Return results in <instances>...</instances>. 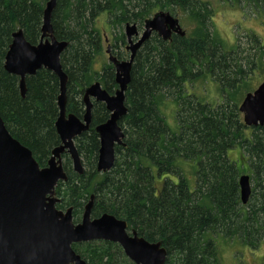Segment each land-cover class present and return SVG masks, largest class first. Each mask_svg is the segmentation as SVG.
Listing matches in <instances>:
<instances>
[{
  "label": "trees",
  "instance_id": "obj_1",
  "mask_svg": "<svg viewBox=\"0 0 264 264\" xmlns=\"http://www.w3.org/2000/svg\"><path fill=\"white\" fill-rule=\"evenodd\" d=\"M46 1L0 0V113L42 167L62 143L56 127L59 77L47 68L38 70L27 76L23 96L20 77L4 65L15 31L23 29L32 44L40 42ZM224 1L248 5L264 22V0ZM159 11L186 15L187 34L164 40L154 32L138 51L126 91L128 111L119 121L124 144L116 146L115 165L107 172L97 169V127L110 112L105 103L94 101L90 128L75 139L84 172L77 173L70 155L62 154L68 180L57 185V207L72 206L77 223L94 194L93 217L112 213L147 240L162 241L168 250L165 264H223L222 241L241 240L254 250L264 242V125L247 126L239 109L259 86L253 74L264 72L260 36L248 32L246 47L228 46L212 28L216 10L205 0H58L52 24L56 37L69 41L61 55L68 74L67 114L83 117V94L94 82L111 93L118 88L112 63L94 69L103 38L90 22L102 13L113 26L130 22L142 28ZM117 42L126 44L124 33L115 35L112 46L121 57L125 52ZM197 82L216 83L220 100L207 99L205 83L197 92ZM170 97L177 128L163 113ZM236 147L233 160L230 151ZM243 174L253 183L247 204L240 194ZM73 248L88 264H135L116 242L92 240Z\"/></svg>",
  "mask_w": 264,
  "mask_h": 264
},
{
  "label": "water",
  "instance_id": "obj_2",
  "mask_svg": "<svg viewBox=\"0 0 264 264\" xmlns=\"http://www.w3.org/2000/svg\"><path fill=\"white\" fill-rule=\"evenodd\" d=\"M58 0H47L43 11L42 36L38 44L30 43L23 29L13 33V40L5 58V69L20 77V89L26 93V78L38 70L47 68L60 80L58 104L60 114L56 121L62 143L52 151L48 165L41 167L30 148L9 132L0 113V264H88L75 251L74 243L106 240L120 244L135 264H165L168 250L162 241H149L138 231L129 230L128 221L105 212L93 217L95 195L86 204L80 222H74L73 207L59 209L57 185L67 181L62 154L67 152L74 170L83 174L84 165L75 139L90 128L93 101H101L110 111V118L97 127L100 149L97 169L110 171L116 161V145L123 143L125 132L119 121L127 114L126 90L132 79V69L138 51L153 35L158 33L164 40L173 34L185 36L179 17L169 11H159L148 18L140 34L137 23L125 27L129 59L121 60L107 49L109 61L116 68L119 84L111 94L99 81L86 87L83 101L86 113L81 118L67 114L68 74L64 70L61 55L68 41L59 40L52 24ZM135 37H138L135 40ZM247 126L264 125V81L245 96L239 107ZM241 199L250 200L252 182L249 174L239 179Z\"/></svg>",
  "mask_w": 264,
  "mask_h": 264
},
{
  "label": "rangeland",
  "instance_id": "obj_3",
  "mask_svg": "<svg viewBox=\"0 0 264 264\" xmlns=\"http://www.w3.org/2000/svg\"><path fill=\"white\" fill-rule=\"evenodd\" d=\"M205 1L209 2L211 8L216 10V14L213 18L212 28L220 35V37L224 38V41L228 44V46L234 47L235 45H238V43H241L246 47V45L248 44L247 43L248 32L255 33L256 35L260 36L261 40H264V22H261L259 18H256L254 11L248 5L242 8L240 5H232L227 1L225 2L224 0H205ZM178 16L180 17L181 26L186 31L189 30L190 24L188 23V19L186 15L181 16L180 14ZM111 22L112 20H110V18H108L107 15L105 14L102 15V13L99 14L97 18H95L90 22L94 26V28L100 30V32L102 33L101 36L103 38L102 41L103 53L98 57L97 63L94 68L96 71H102V65L104 63H110L109 55L106 52V50L110 48L112 52V46L113 44H115V35L121 32L122 34L124 33L126 36L125 23L122 25V27H117V26H113ZM143 29L144 26L141 28V32L143 31ZM117 44L120 47V50L127 52V54H129L130 51L128 52L126 49V45L128 44L127 36H126V44H122V42H117ZM247 54L248 53L244 54V56H246ZM263 80H264V72L253 74V81H255V86L260 85L261 82H263ZM204 83L205 82L196 83L195 88L196 89L199 88L197 92H199L201 88L204 89L205 85L207 84L205 83L204 85ZM217 86L218 85L216 83L208 82L206 86V88H209V91L207 92L208 100L210 101L211 99H216L218 101L220 100L221 93L219 94V91L217 90ZM254 89H256V87H254ZM172 99L173 98L170 97L165 102V105L163 106V110H164L163 113L168 125L171 128H177V122L175 116L176 110L174 103H172L174 100ZM124 138H123V143L117 145H123ZM238 153H239V148L236 147L230 151V157L233 158V160H236ZM82 163H83V159H82ZM83 165L85 167V163H83ZM258 247L259 248H257V250H254L252 248H249V246L244 244L241 240H237V239L236 241H232V242L222 241L220 246L222 262L223 264H264V242H262V244Z\"/></svg>",
  "mask_w": 264,
  "mask_h": 264
},
{
  "label": "flooded vegetation",
  "instance_id": "obj_4",
  "mask_svg": "<svg viewBox=\"0 0 264 264\" xmlns=\"http://www.w3.org/2000/svg\"><path fill=\"white\" fill-rule=\"evenodd\" d=\"M140 30V34H142V32H141V29H139ZM137 38L138 37H135V40H137ZM126 49H127V45H126ZM128 51V50H127ZM129 52V51H128ZM130 55H131V53L129 52V54H127V52H125V54L123 55H121V57H119L118 55H117V57L119 58V59H121V60H126V59H129V57H130ZM127 56H129V57H127ZM90 86V85H89ZM116 91V90H115ZM115 93V92H114ZM84 100V99H83ZM92 101H93V106H94V101H96L95 99H93L92 98ZM85 103V102H84ZM86 105V104H85ZM93 109V108H92ZM67 153V152H66ZM63 158V157H62Z\"/></svg>",
  "mask_w": 264,
  "mask_h": 264
},
{
  "label": "bare ground",
  "instance_id": "obj_5",
  "mask_svg": "<svg viewBox=\"0 0 264 264\" xmlns=\"http://www.w3.org/2000/svg\"><path fill=\"white\" fill-rule=\"evenodd\" d=\"M128 23H130V22H128ZM128 23H127V24H128ZM127 24H126V25H127ZM125 27H126V26H125ZM106 52H107V50H106ZM110 63H111V62H110ZM113 66H114V65H113ZM114 68H115V66H114ZM115 78H116V68H115ZM99 82H100V81H99ZM116 82H117V81H116ZM100 83H101V82H100ZM117 84H118V83H117ZM101 85H102V84H101ZM102 86H103V85H102ZM128 86H129V85H128ZM118 87H119V84H118ZM105 89H106V88H105ZM117 89H118V88H117ZM117 89H116V90H117ZM127 89H128V88H127ZM126 91H127V90H126ZM125 93H126V92H125ZM125 101H126V99H125ZM20 142H21V141H20ZM49 160H50V159H49ZM48 162H49V161H48ZM47 165H48V164H47ZM47 165H46V166H47ZM41 167H42V166H41ZM44 167H45V166H44ZM251 182H252V180H251ZM252 189H253V183H252ZM240 194H241V188H240ZM251 196H252V193H251ZM251 196H250V198H251ZM241 200H242V199H241Z\"/></svg>",
  "mask_w": 264,
  "mask_h": 264
}]
</instances>
